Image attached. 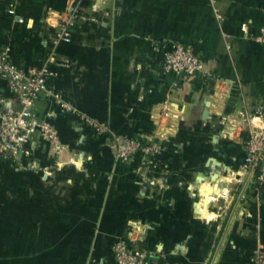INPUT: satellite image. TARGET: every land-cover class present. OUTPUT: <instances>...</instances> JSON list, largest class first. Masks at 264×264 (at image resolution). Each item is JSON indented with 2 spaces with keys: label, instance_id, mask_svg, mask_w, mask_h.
Listing matches in <instances>:
<instances>
[{
  "label": "crops",
  "instance_id": "crops-1",
  "mask_svg": "<svg viewBox=\"0 0 264 264\" xmlns=\"http://www.w3.org/2000/svg\"><path fill=\"white\" fill-rule=\"evenodd\" d=\"M59 17L74 22L54 43ZM263 25L264 0H0V48L23 68L48 63L37 118L60 136L56 150L38 140L0 160V264H115L118 237L149 264H250L264 193L243 137L264 125V43L251 39ZM173 42L194 47L203 78L162 68ZM53 92L115 133L152 134L157 150L117 163L110 138L59 111ZM1 99L19 108L2 79Z\"/></svg>",
  "mask_w": 264,
  "mask_h": 264
},
{
  "label": "built area",
  "instance_id": "built-area-1",
  "mask_svg": "<svg viewBox=\"0 0 264 264\" xmlns=\"http://www.w3.org/2000/svg\"><path fill=\"white\" fill-rule=\"evenodd\" d=\"M8 12L13 14L14 8L11 7ZM73 22L72 17H59L54 43L69 39ZM249 26L250 24L243 22L240 28L248 31ZM251 39L256 43H264V25ZM9 51V44L0 48V79L6 82L9 90L17 97L19 108H0V160L15 161L25 153L28 142L45 140L53 149H58L60 136L48 119L37 118L38 100L45 91L46 81L51 73L48 63L40 67L23 68L11 61ZM160 63L164 70L171 71L182 79L205 76L203 59L191 44L173 42L162 52ZM49 95L59 111L72 115L78 123L87 126L93 135L108 136L109 147L117 163L133 164L136 159H143L157 150L152 134L115 133L106 121L77 110L59 92ZM254 115H264V104L255 107ZM243 150V165L251 171L257 184L261 185L264 182V125L248 130L243 137ZM108 252L115 264H149L146 251L129 237L113 239ZM249 263L264 264L262 246L257 245L251 251Z\"/></svg>",
  "mask_w": 264,
  "mask_h": 264
},
{
  "label": "trees",
  "instance_id": "trees-1",
  "mask_svg": "<svg viewBox=\"0 0 264 264\" xmlns=\"http://www.w3.org/2000/svg\"><path fill=\"white\" fill-rule=\"evenodd\" d=\"M255 173H256V175H257L258 170H257ZM260 189H261V191L264 193V182L260 185Z\"/></svg>",
  "mask_w": 264,
  "mask_h": 264
},
{
  "label": "rangeland",
  "instance_id": "rangeland-1",
  "mask_svg": "<svg viewBox=\"0 0 264 264\" xmlns=\"http://www.w3.org/2000/svg\"><path fill=\"white\" fill-rule=\"evenodd\" d=\"M222 216V215H221Z\"/></svg>",
  "mask_w": 264,
  "mask_h": 264
}]
</instances>
